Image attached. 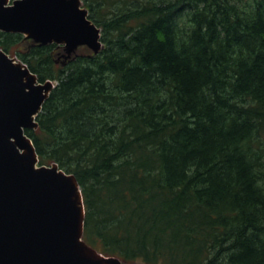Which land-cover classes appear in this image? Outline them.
I'll use <instances>...</instances> for the list:
<instances>
[{
    "label": "trees",
    "instance_id": "1",
    "mask_svg": "<svg viewBox=\"0 0 264 264\" xmlns=\"http://www.w3.org/2000/svg\"><path fill=\"white\" fill-rule=\"evenodd\" d=\"M84 2L99 55L0 49L59 82L27 134L78 177L86 240L129 264H264V0Z\"/></svg>",
    "mask_w": 264,
    "mask_h": 264
},
{
    "label": "water",
    "instance_id": "2",
    "mask_svg": "<svg viewBox=\"0 0 264 264\" xmlns=\"http://www.w3.org/2000/svg\"><path fill=\"white\" fill-rule=\"evenodd\" d=\"M0 32L32 46L63 48L66 67L86 47L104 51L103 29L84 0H0ZM59 85L40 81L19 57L0 49V264H129L85 238L86 205L78 177L58 163L41 164L27 130Z\"/></svg>",
    "mask_w": 264,
    "mask_h": 264
},
{
    "label": "rangeland",
    "instance_id": "3",
    "mask_svg": "<svg viewBox=\"0 0 264 264\" xmlns=\"http://www.w3.org/2000/svg\"><path fill=\"white\" fill-rule=\"evenodd\" d=\"M127 4H125V3H123V2H117V3H114V4H111V5H107V4H104L103 6H102V8L101 7H97V10L99 9V10H101V11H105L106 13H107V20H110V19H112V18H114L115 17V15H116V13H120L119 12V9L122 7V6H126ZM88 8V7H87ZM101 27V26H100ZM102 29H103V35L105 34V31H104V28L102 27ZM111 37V36H110ZM79 54H82V51L80 50L79 51Z\"/></svg>",
    "mask_w": 264,
    "mask_h": 264
},
{
    "label": "flooded vegetation",
    "instance_id": "4",
    "mask_svg": "<svg viewBox=\"0 0 264 264\" xmlns=\"http://www.w3.org/2000/svg\"><path fill=\"white\" fill-rule=\"evenodd\" d=\"M57 48H58L60 51H63V48H60V47H58V46H57Z\"/></svg>",
    "mask_w": 264,
    "mask_h": 264
}]
</instances>
